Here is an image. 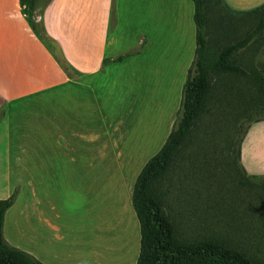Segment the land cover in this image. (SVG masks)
Returning a JSON list of instances; mask_svg holds the SVG:
<instances>
[{
    "label": "rangeland",
    "instance_id": "obj_1",
    "mask_svg": "<svg viewBox=\"0 0 264 264\" xmlns=\"http://www.w3.org/2000/svg\"><path fill=\"white\" fill-rule=\"evenodd\" d=\"M192 12L190 0L181 13L183 21L171 11L161 42L150 49L147 70L122 78L119 92L108 97L113 108L106 111V139L114 142L90 144L79 174L63 168L56 175L36 177L14 170L9 189L7 177L0 175V200L15 192L16 184L22 188L16 189V201L4 219L3 236L11 246L56 253L52 264H135L140 235L131 204L133 185L175 121L195 51ZM234 17L242 23L235 25L232 41L256 24L251 17ZM233 59L246 72L264 76V32ZM230 77V105L223 104L221 112L213 102L210 113L198 121L194 141L178 155L164 182L163 206L181 240L223 243L264 263V148L258 140L264 119H247L264 110V98L250 80ZM241 127L247 132L238 148ZM64 163L59 156L58 168Z\"/></svg>",
    "mask_w": 264,
    "mask_h": 264
},
{
    "label": "crops",
    "instance_id": "obj_2",
    "mask_svg": "<svg viewBox=\"0 0 264 264\" xmlns=\"http://www.w3.org/2000/svg\"><path fill=\"white\" fill-rule=\"evenodd\" d=\"M187 1L37 0L32 27L19 0H0V175L8 189L14 170L36 177L63 168L79 174L90 144H113L106 139V111L113 108L108 97L119 92L122 78L147 70L150 49L161 42L171 11L183 21ZM223 2L235 12L264 4ZM139 48L122 62L105 63ZM258 133L264 148V123ZM59 156L66 161L60 169ZM43 235L34 236L48 245ZM22 251L41 264L57 259L56 253Z\"/></svg>",
    "mask_w": 264,
    "mask_h": 264
},
{
    "label": "trees",
    "instance_id": "obj_3",
    "mask_svg": "<svg viewBox=\"0 0 264 264\" xmlns=\"http://www.w3.org/2000/svg\"><path fill=\"white\" fill-rule=\"evenodd\" d=\"M192 2L195 51L182 87L176 118L164 144L142 167L133 185L131 204L140 234L136 264H264L223 243L181 240L163 206L164 182L175 167L178 155L194 141L198 121L210 113L209 107L213 102L220 104L218 110L221 112L226 110V107L222 108L223 104L230 105L227 96L233 94L234 88L230 76L250 80L264 98V76L254 71L246 72L233 59V55L247 49L264 32V4L250 11L235 12L223 0ZM19 4L29 24L34 27L37 0H19ZM234 16L251 17L256 24L243 37L232 41L237 30L235 25L241 22ZM214 36L218 38L214 40ZM140 50H131L105 63L122 62ZM256 117L264 119V110L251 114L247 119L252 122ZM240 130L242 137L236 142L238 148L247 132L242 127ZM234 155L238 162V149L234 150ZM16 197L15 191L9 198L0 200V264H41L30 254L11 246L3 236L5 215L14 205Z\"/></svg>",
    "mask_w": 264,
    "mask_h": 264
}]
</instances>
